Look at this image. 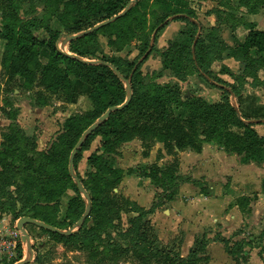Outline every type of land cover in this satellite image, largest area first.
<instances>
[{"label": "trees", "instance_id": "obj_1", "mask_svg": "<svg viewBox=\"0 0 264 264\" xmlns=\"http://www.w3.org/2000/svg\"><path fill=\"white\" fill-rule=\"evenodd\" d=\"M28 1L31 4V9L27 14L34 15L37 13L35 11L37 10L36 0ZM233 1H238L240 5L245 6L250 14H256L260 4L264 6L262 0H221L219 2L222 7H227ZM40 2L45 3L46 8L38 17L28 18L25 21L13 15H7L5 18L4 28L0 30V39L5 41L2 64L8 77L10 79L20 78L23 88L28 91L40 81L39 84L48 92L59 94L64 91L68 100L71 101L75 88L70 73L76 71L75 76L91 86L89 96L97 101L101 110L98 113H89L82 120L68 119L66 128L72 132L77 129L87 130L109 108L125 103L127 90L124 80L130 81L132 100L123 110L113 112L110 118L87 138L76 155L74 165L76 177L81 180L91 198V215L82 226L77 224L86 212L87 201L84 194L77 188L74 176L70 172V154L77 145H71L70 142H62L57 145L62 153L67 154V157L58 166L48 165L50 169L59 168L56 173L41 167L40 160L34 157H30L28 161V163H35V167H32L31 170L25 166L18 167L15 164H12L13 168L9 167L4 163V157L11 152L10 149L0 150L2 170L13 172L8 178L15 180L14 184L20 182L15 193L7 191L5 193L8 184L2 185L1 198L5 200L3 210L11 214L12 220L15 222L22 217H31L62 231L78 229V231L67 235L53 233L38 227L57 242L67 245L93 247L97 243L103 246L105 252L109 253L112 248H119L120 244L122 245L119 241L122 239L128 244L134 245L143 254L152 252L153 255L161 256L167 264L189 263L192 257L197 255L195 249L190 251L188 257H181L179 253L165 247L159 241L151 220L146 218L153 213L155 208L145 211L122 195L128 204L135 206L132 212L137 213L136 217L130 219L128 230H124L122 227L120 230L113 223L108 224L104 231L99 230L96 226H88L93 214L97 213L101 207L110 205L111 193L115 192L124 176V172L115 169L107 157L113 155L120 144L138 137L142 142L147 139H152L154 142L160 141L165 144L166 148L171 146L173 150L177 147L180 150L191 149L197 152L202 150L203 144L213 143L224 148L227 153L241 157L243 164L250 162L264 164V136L258 135L253 124L243 122L231 104L232 97H240L243 94L247 78L254 87H264V79L259 77L260 71H264V30L256 29L254 24H246L248 33L244 42L236 41L234 36L235 48H229L220 37V27L212 28L209 31L205 30L198 21L196 7L192 6L189 1L179 0L174 3L173 0H158L165 8V13L157 22L158 31L154 36V43L157 41L159 32L171 17H175L172 19L174 21L186 23V30H183L179 35L183 36L184 40L181 43L174 40L166 50L160 51L151 45L150 37H143L140 39L138 57L147 55V59L153 52H156L163 58L164 68L170 69L178 79L184 80L186 77L199 75L209 86L218 87L222 91V102L208 104L199 99L184 101L180 94V84H159L156 82L158 74L147 75V82L142 80L143 64L138 63V57L133 61L119 57L102 58L95 62L81 60L80 58L85 57L88 51L80 50L78 45L115 24L107 25L96 32L82 35L70 41V51L77 54L79 58L76 55H66L59 50L57 42L64 35L68 37L82 34L95 25L114 17H118V26L116 27L119 30L117 31L118 35L127 32L128 28H124L123 24L127 21L130 11L128 10L122 16L120 14L128 7L130 0H70L68 2L67 0H40ZM217 14L220 24L228 22L234 31L236 26L244 23L241 20L238 22L227 13ZM54 19L61 24L62 28H55ZM39 34H42L43 37H39ZM42 50L48 52L46 65L40 63ZM228 50H231L233 57L246 63L245 73L239 76L234 75L235 83L233 84L223 81L212 70V65L219 61L223 53ZM252 53L261 56L262 60L258 63L252 61L249 57ZM37 68L42 69L39 74L40 79H38ZM222 71L229 72L225 67ZM47 102V99L39 100V104L42 106L47 105ZM200 122H203V125L198 129ZM231 126L243 128L244 131L242 134H237L230 129ZM131 133H135V135L131 137ZM98 137L101 138L99 149L87 159L90 171L86 174V178H83L78 172L77 165L82 160L83 153L91 149L92 143ZM37 154L38 157L48 159L46 153L37 152ZM33 168L35 169L33 170ZM35 170H44L45 176L53 178V181H35L34 187L29 186V179ZM131 173L132 171L129 170L128 174ZM139 174L151 179L157 187L162 189V192L166 191L165 183L170 182L176 188V192L169 196V200L175 198L180 182L184 181L180 178L179 182L174 184L173 173L162 171L156 165L150 171ZM20 175L21 180H19ZM1 181L0 173V184ZM69 186L73 187L76 196L70 200L66 210V219L62 223L49 218L43 210H39L41 208L33 207L30 203L34 196L38 197L39 202H59ZM246 198L249 199V196H243L236 202L242 212H244V206L240 202ZM17 203L22 205L20 211L16 209ZM158 205L159 202H156L155 207ZM110 229H115L116 239L110 236ZM104 233L108 234L107 243H104L103 240ZM217 237L214 241L221 242L231 252L229 240ZM207 238L205 236L201 241H196V244L207 247L211 242ZM234 246L242 249L240 243H236ZM17 247V261H20L23 259L22 244L19 243ZM263 255L264 251H260L259 256L263 257Z\"/></svg>", "mask_w": 264, "mask_h": 264}, {"label": "rangeland", "instance_id": "obj_2", "mask_svg": "<svg viewBox=\"0 0 264 264\" xmlns=\"http://www.w3.org/2000/svg\"><path fill=\"white\" fill-rule=\"evenodd\" d=\"M68 1L70 0H67V2ZM177 1L179 0H173L174 3ZM182 1H189L191 5L196 7L197 11L200 12L202 6H204L203 1L205 2L207 0H202V3H199L197 0ZM214 1L218 2L215 9H218L219 13H227L235 20H238V22L241 20V22L243 21L247 23V20L250 19V12L245 6L240 5L238 1H233L227 7H222V5H220L219 1L221 0H212V2ZM261 5L263 4L258 6L256 14L264 12V6ZM128 6L130 7V15L127 21L123 24L124 28H128L127 32L122 33L120 36L118 35L117 31L119 30L118 28L116 29L118 26V17H114V20L111 23L115 24L113 27L100 31L94 37L87 39L85 42L78 45L80 50L88 51V54L85 57L80 58L81 60L95 62L102 58L110 59L112 57H119L121 59L133 61L139 55V46L141 45L140 39L146 36L151 38V45L155 46L154 36L158 31L157 22L159 18L164 15L165 8L162 7L158 0H138L136 2L135 0H130ZM35 7L37 8V10H35L37 13L34 15H28L27 13L31 9V4L28 0H0V30L4 28L7 15L17 16L25 21L28 18L40 16L46 8L45 3L40 2V0H36ZM173 18L175 17H171L167 21L170 22ZM54 26L55 28H62L61 24L56 19H54ZM262 26V29H264V24ZM121 30L123 29L121 28ZM80 34L81 33L75 35ZM39 37H43V35L39 34ZM65 37L66 36L64 35V37L57 42L58 48L68 55L77 56V54H73L70 51L69 41L65 39ZM236 39L237 36L235 35V40ZM183 40L184 37L179 36L175 39V42L181 43ZM4 45L5 42L1 39L0 61L1 56H3L5 52ZM228 52L229 55H232L231 50H228ZM40 54V63L46 65L48 61V52L42 50ZM153 54L154 52L152 55ZM146 56L147 55L140 58L138 57V63L143 64L146 61ZM155 57L159 58L161 61L163 59L156 52ZM249 57L252 61L257 63L262 60V57L255 53H252ZM221 60L222 57L219 61ZM216 62L213 64L216 67L215 69L218 70V72L222 71L224 67L220 69L221 66L216 65ZM41 70V68H37L38 75L41 73ZM142 72L143 76L141 75V79L145 82L148 81L146 79L147 75L152 76V74L155 73V75H157L158 73L156 71L150 73L148 69H145ZM213 72L215 73V70H213ZM75 74L76 71L70 73L75 91L72 100L69 101L67 94L64 91L59 94H52L39 84L40 81L33 86V89L29 91L26 90L23 88L22 80L20 78L17 77L15 79H10L8 77L7 71L3 68L2 62H0V150L9 148L11 151L4 157V163L7 166L12 167V164H15L18 167L25 166L31 170L32 167H35V163H28V161L30 157H34L40 160L41 167L47 168L48 171L51 170L53 173L59 171V168L57 167H54V169L48 167V165L51 164L58 166L63 162L65 157H67V154L62 153L57 145L62 142H70L71 145L77 144L83 134L88 130L81 131L77 129L75 132H72L66 128V121L72 118L75 120H82L89 113H98L101 110L97 101L89 96L91 86L87 84L86 81L78 79ZM259 77L264 79V71H260ZM38 79H40V75L38 76ZM187 88L186 86L179 88L184 101L199 99L208 103L205 99L198 96L196 88L194 89L196 92L193 96H190L189 92L186 93ZM41 99H47V105L42 106L39 104V100ZM231 104L238 115L237 104H234V101ZM238 116L240 118V115ZM244 121L246 124H253L254 129L260 137L264 136V122H258L257 119L252 120L253 122H248L250 120L243 119V122ZM202 125L203 122H200L198 124V129H200ZM230 129L237 134H242L244 131L243 128L235 126H231ZM134 135L135 133H131V137ZM100 141V137L96 138L91 145V151L96 149V147H99ZM153 144L154 140L147 139L141 145L143 149L142 152L146 154ZM120 146L121 144L117 147V150L113 155L107 157L111 165H113L115 160L118 161V158L121 156L120 150L118 151ZM139 147L140 146H138V148ZM136 149L137 147L134 146L131 151H136ZM37 152L46 153L48 159L46 160L42 157H38ZM166 152L169 158L164 160L162 165L158 167L165 172L171 171L174 177V184H176L177 181L179 182L178 179L181 178L184 180V178L179 176V173H181L179 154L175 152L171 146L166 148ZM89 153L90 152H84L82 160L77 165L78 172L83 178H86V174L90 171V167L85 164V159L90 155ZM232 155L236 156L235 154ZM129 163H132L134 166V169L129 170L136 173L148 172L155 166L137 165L135 160H132ZM250 163L258 166L264 165L253 162ZM2 169V165L0 164L2 179L0 184V264H21L23 261H27V263L24 264H167L161 256L153 255L152 252L143 254L142 251L139 252L134 245L128 244L122 239L119 240L122 245L120 244L119 248H112L108 253L105 252L102 245L97 243L94 244L93 247H88L72 244L67 245L57 242L52 236L41 231L38 227L27 225L25 226V231L30 236V241L29 243L22 241L23 233L17 228L18 221H13L11 214L3 210L4 208L2 207L5 200L1 198L2 185H4V183L8 184L5 193L6 191L15 193L20 182L14 184L13 182L15 180L8 178L13 172ZM34 169L35 168H33V170ZM43 171L35 170L32 172V176L29 179V186L31 185V187H34L33 185L35 181H53V178L45 176V172ZM20 177L21 175L19 176V180H21ZM165 184L166 191L162 192L159 188L160 192L157 194V202H160V205H166L169 201V196L176 192V188H174L170 182H166ZM75 196L76 193L73 187L69 186L59 202H39V200H37L38 197L34 196L30 203L33 207L41 208L39 210H43L49 218L62 223L66 219L68 204ZM248 196L249 199L246 198L240 202L244 206L242 224L239 228L227 230L230 232L227 236L229 237L228 240L232 251H228L229 253H227L224 247L221 250H214V248L211 247L209 250V248L197 245L195 242L192 249L197 251V255H194L191 261L187 264H264V255L263 257L259 256V252L264 251V195H261L262 197L259 198L256 194ZM111 197L110 205L101 207L97 213L91 216L88 223L89 227L96 226L99 230L104 231V228L108 224L113 223L115 227L120 228V230L122 228L124 230L129 229L130 219L137 216L136 212H132L134 211L135 206L128 204L117 192H112ZM237 199L234 200V203L237 202ZM232 205L234 204L232 203ZM16 209L17 211H20L22 205L17 203ZM230 209L231 208L228 209V212ZM90 215L91 211L86 219H88ZM146 218L148 219L149 216ZM205 230L206 235L208 233L210 241L218 238L217 236H221L217 226L209 227ZM17 231L19 232L18 238L15 236ZM68 231L76 232L78 229L64 230V232ZM109 233L113 239H116L115 229H110ZM182 236L181 231L174 238L172 243V248L174 247L172 250H176L177 253H179L177 245L182 240ZM203 238L204 236H201L197 241H201ZM103 240L104 243H107V233L103 234ZM14 242L22 244L23 259L20 261H17V244L16 246H10V243ZM236 243L242 244V249L235 247L234 245ZM188 256L189 255H184L183 257Z\"/></svg>", "mask_w": 264, "mask_h": 264}, {"label": "crops", "instance_id": "obj_3", "mask_svg": "<svg viewBox=\"0 0 264 264\" xmlns=\"http://www.w3.org/2000/svg\"><path fill=\"white\" fill-rule=\"evenodd\" d=\"M197 1L202 3V0ZM203 3L202 10L197 11L199 23L207 31L219 26L221 29L220 37L227 47H235L233 37L235 35L237 41L244 42L248 33L246 24H254L256 29L264 30L262 29L264 12L249 14L250 19L247 20V23L244 22L236 26L234 31L228 22L220 24L217 14L219 11L215 9L218 2L207 0ZM186 26V23L182 21L171 20L168 22L158 34L155 48L160 51L166 50L170 43L186 29ZM149 57L143 63L142 71L148 69L150 73L158 72L156 82L159 84L179 83L181 87H188L186 93L189 92L190 96H193L196 88L198 96L208 103L217 104L222 102V91L218 87L209 86L199 75L180 80L170 69L164 68L162 61L155 57V53ZM2 58L3 56H1L0 62H2ZM216 65L221 66L220 69L222 67L228 69L229 72H218L215 65L212 66L215 74L230 84L235 83L234 75H243L246 70V63L229 55L228 51L223 53L222 60L216 62ZM246 81L243 94L240 97H232V102L234 101V104H237L238 115H240L242 121L244 119L253 122L252 120L257 119L258 122H264V87H254L250 84L248 78ZM142 143L138 137H134L122 143L119 147L118 151L120 150L121 156L118 161L113 162V167L122 170L124 176L115 192L134 202L145 211L155 208L153 213L149 215V219L156 230L159 241L165 247L173 249V240L182 231L183 238L177 245L181 257L189 255L198 238L201 236L208 237L205 229L209 227L217 226L219 234H221L219 237L229 239L227 235L230 232L227 230L239 228L243 222V212L234 203V200L241 198L240 196L251 194H256L258 198L264 195V165L243 164L240 157L227 153L223 148L221 149L220 146L213 143H205L200 152L174 148V151L179 154L181 168L179 176L184 178V181L180 183L174 199L169 200L166 205H160L159 202V205L155 207L156 196L160 192L159 187L151 179L142 177L139 173L132 172L128 174L129 169H134L133 164L129 162L135 160L137 165L160 166L169 157L164 143L155 141L146 154L142 152ZM134 146L137 147L136 151H131ZM138 146L140 147L138 148ZM97 149L99 147H96L93 151L91 149L86 151L90 152V155L85 159L86 165H88L87 159ZM229 208L231 209L228 212ZM211 247L214 250H221L224 247L226 252L229 253L225 245L219 241L212 240L207 248L210 250Z\"/></svg>", "mask_w": 264, "mask_h": 264}, {"label": "water", "instance_id": "obj_4", "mask_svg": "<svg viewBox=\"0 0 264 264\" xmlns=\"http://www.w3.org/2000/svg\"><path fill=\"white\" fill-rule=\"evenodd\" d=\"M138 0H135V2ZM130 9V7L128 6L121 14L120 16L124 15L125 13H127V11ZM114 19H109L106 21H103L101 23H99L98 25L94 26L93 28L87 30L86 32H83L80 35H71V36H66L65 39H67L69 42L82 36V35H86L88 33H93L96 32L98 30H100L101 28H104L105 26L111 24L113 22ZM60 50V49H59ZM61 51V50H60ZM62 53H64L63 51H61ZM66 54V53H64ZM68 55V54H66ZM70 56V55H69ZM118 74V73H117ZM119 75V74H118ZM124 83L126 85V90H127V99L125 101V103H123L122 105L119 106H114L109 108L94 124H92L88 130L83 134V136L81 137L80 141L77 143V145L75 146V148L73 149L72 153H71V157H70V172L71 174L74 176L75 182L79 188V191L84 194V196L86 197V201H87V208H86V212L84 214V216L82 217V219L78 222L77 225L82 226V224L84 223L85 219L88 217L90 210H91V198L89 196V194L87 193V191L85 190L81 180L76 177L75 174V170H74V165H75V158L76 155L79 151V149H81L85 143V141L87 140V138L93 134L105 121H107L110 116L112 115L113 112L115 111H120L123 110L125 107L128 106V104L131 102L132 100V89H131V85H130V81H125ZM239 114V113H238ZM27 225H35L41 229H45L48 230L50 232L53 233H57V234H72L75 231H68V232H64L56 227L50 226L45 224L44 222L38 221L34 218L31 217H22L18 220L17 222V228L23 233V237H22V241H25L27 243H29L30 241V236L28 235V233H26L25 231V226ZM25 261H23L21 264H24Z\"/></svg>", "mask_w": 264, "mask_h": 264}, {"label": "built area", "instance_id": "obj_5", "mask_svg": "<svg viewBox=\"0 0 264 264\" xmlns=\"http://www.w3.org/2000/svg\"><path fill=\"white\" fill-rule=\"evenodd\" d=\"M18 233H19L18 231H17V233H15L16 238H18ZM16 244H17L16 242H14V243H10V246H16ZM17 245H18V244H17Z\"/></svg>", "mask_w": 264, "mask_h": 264}]
</instances>
